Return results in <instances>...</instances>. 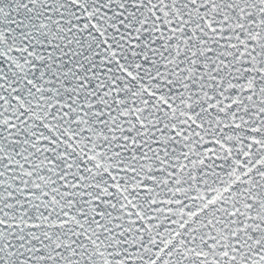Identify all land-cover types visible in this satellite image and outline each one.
Listing matches in <instances>:
<instances>
[{
	"label": "snow or ice",
	"instance_id": "6c2138e0",
	"mask_svg": "<svg viewBox=\"0 0 264 264\" xmlns=\"http://www.w3.org/2000/svg\"><path fill=\"white\" fill-rule=\"evenodd\" d=\"M0 264H264V0H0Z\"/></svg>",
	"mask_w": 264,
	"mask_h": 264
}]
</instances>
